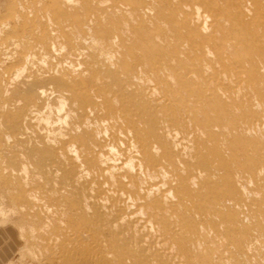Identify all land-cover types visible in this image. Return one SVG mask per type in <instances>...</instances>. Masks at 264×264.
<instances>
[{"label": "bare ground", "instance_id": "obj_1", "mask_svg": "<svg viewBox=\"0 0 264 264\" xmlns=\"http://www.w3.org/2000/svg\"><path fill=\"white\" fill-rule=\"evenodd\" d=\"M123 1L134 3L135 7L132 8L130 7L131 4L128 5ZM123 1L120 0V2H117L116 0H112V4L110 5V2L107 1L109 6H107L106 9L112 12L115 17L121 12L128 13L132 18L129 30H127L128 28L124 29L126 26L116 27L115 29V26L111 23L106 25L99 21L100 18L94 15V13L86 14L87 12L91 13V11H93L92 9L97 5H102V7L106 5V2L103 0H84L82 3L87 5L84 10L78 6L79 2L77 5L73 4L75 2H70L73 4L72 6H75L74 8L71 6L72 12L70 16H72V19H83L84 28L83 26L82 28H86L85 30L89 33L91 40L90 44L84 47L80 46L82 42L78 43L79 41L74 42L72 40V51L69 50L68 53V56L72 58V64H70V60H68L70 64L69 69H72V73L57 75L58 70L57 73L54 74L56 75L55 77L52 75V77L48 78V74L47 76L41 74V71H43L42 69L40 73L39 71L37 72V75H41L37 77L36 81L33 80V82H30L31 80H28L27 82L30 83H25L23 87H19V89H16L18 83L16 87L12 82V80L17 79L16 77H20L18 74L19 72L17 73L18 76L16 75L15 78V75H13L12 80H10L12 83L10 87L14 86L16 89L14 91V101L15 103L17 102V104L21 103L22 100L25 101V103L28 101L25 105L28 111L26 117H31L33 115H39L41 117L46 114H43L45 111L47 112L49 110L52 112L55 107L52 108V106L50 107L48 104L46 105L48 109L41 112L43 108L38 106V100L35 101V97L40 99L46 96L49 98L50 95H53L58 102L56 103L57 106L55 109L58 110L56 112L60 111L62 115L65 110H61L63 107L66 108L64 105L66 100L72 103V109L69 115H67V113V116H64V120H66L68 116L70 117L72 115V119L70 118L72 124H69V129L65 127L67 130H61L60 126L58 127L60 128L59 130L51 131L55 125L50 129L48 123H50L49 121H51L52 118L50 120V114H46V119L43 117L41 118L45 120L44 122H47V126L49 125L50 130L47 132L45 130V134H42L41 131V135H29L28 132L31 134L32 129L31 131L26 130V132L23 130L21 133L7 132L6 135L4 134V139L2 138L3 136L0 137V139H3L0 140V142L3 141L1 142L3 148L0 150V165L3 167L4 173L8 167L9 161L12 160L9 159L11 155H6L7 153H5L10 148L11 142H16L20 145L21 142L22 144L24 143V149L29 150L30 153H27H29L31 158L32 156L35 159L36 157L39 158L38 164L48 165L47 167L54 172L57 170V167L66 166L69 162L72 163V172L70 176L65 179L67 181L66 187L75 186L77 178L84 174L85 180L83 185L87 191H80L82 196L81 200H84V202L87 198L93 200L94 208L99 210L101 223L105 222L103 223L105 226H112V228L115 227V229L117 226L118 228L120 227L119 233H115L114 231L116 235H111L104 241L107 240L111 246L113 243L119 244V242L122 241L123 243L121 244L124 245V249L144 250L146 251L145 258L149 261H157L156 264H174L182 260V255L180 256V252L174 244L173 239L179 235L182 225L188 219L193 217L195 220L199 219L210 222L216 230L217 226L214 222L216 219H214V217L216 218V215L219 214L220 216L224 215L223 209L227 204H230L233 208L237 209V211L244 209L242 208L244 207V203L241 198L243 194L242 189L244 188L243 182L246 181L245 183L247 185V181H250L244 179L245 175L249 174V176H254L257 182L256 184L258 185L264 182V79L262 78V73L258 74L253 71L263 65L264 61L261 60V62L258 63L255 59V55L251 59L250 57L252 55L247 60H240L235 53L238 47L236 43L232 45V43L228 41L229 39L220 35L221 30L224 29V19L217 14H206L207 16L202 12L200 14V2H195L194 0ZM69 2L67 3L66 1L67 4H70ZM103 2H105V4H102ZM204 2L206 1L204 0L203 3ZM87 3H89V5ZM143 3H145V5L141 6ZM80 9H82L81 11L83 13L80 12ZM164 11L172 14L171 20L174 22L170 29L173 33V39L169 38V40L167 37L168 34L171 35V33L167 32L168 34H166L159 31V34H155L154 31H148L145 25L140 22L143 15H149L151 17L150 23L154 25L155 21L161 19L162 14L165 16ZM129 15H127V17L130 18ZM47 17H49V15ZM34 25L36 24L34 23ZM71 25L74 26L73 24ZM161 26L164 27L163 25ZM51 27L52 25L44 28L43 31V38L47 43L52 40L55 42V39L60 38V36H58L60 33L57 30L59 34L55 33V30ZM37 30L39 29L37 28ZM72 30H74V28ZM65 31H67L66 28ZM109 33L112 34L110 38L108 37ZM119 34L123 38L120 39V42H116L118 41L117 39H119ZM126 35L127 38H125ZM26 39L29 38L26 37ZM162 39L163 43L160 42ZM60 40H62V37ZM22 44L20 43V45ZM161 44L165 45V48L164 46L161 47ZM127 45H129L128 48ZM155 48L157 50L165 49V51L156 54L154 53V50H156ZM63 49L65 50L62 46L61 50ZM120 49H122V51ZM53 51L55 53V49ZM165 52L170 53L167 55ZM118 53L119 57L115 59L113 56ZM131 55L134 58V62L127 63L126 58ZM26 57L27 56L24 58ZM64 58V61H66V55H64ZM78 58L82 59L81 65L83 68L82 70L79 68L78 71H80V73L75 76L73 74L75 72L73 68L75 69L76 60ZM28 59L29 58L25 60L27 61ZM27 63L29 62H26L25 65H27ZM66 63L68 62L66 61ZM57 65L58 68L63 69L61 63ZM77 67L76 70L78 69ZM25 68L26 67L23 66V69L21 68L22 70L20 71H24ZM51 68L52 66H50V69ZM249 68L252 75H250ZM261 71L262 70H260V72ZM34 73V71L33 73L31 72V75ZM24 80L27 79L25 78ZM34 86L38 87V93L35 92ZM47 86H50V95L48 94V89H46ZM6 89L4 92L8 97L7 94L9 90ZM50 99H52V97H50ZM17 104L15 105L17 106ZM7 106L8 105L5 107L7 108ZM12 107L13 105L11 108ZM13 109L11 110L13 111ZM26 117L24 119H26ZM34 118V121L38 122L36 117ZM14 120L18 121V118L7 121V124L11 126ZM59 120L61 119L59 118ZM64 120L62 122H64ZM31 121H33V118ZM41 121L42 120H40V122ZM21 123L23 124V122ZM39 124L38 122L36 126H39ZM12 146L14 147V143ZM16 146L19 145L16 144ZM22 148L23 147H21L20 150ZM23 155L25 154L23 153ZM11 158H20V155H13ZM28 158L26 159L28 160L27 162L31 163L32 159L30 160ZM26 160L24 159V161ZM234 164H238L240 167H235ZM22 166L24 165L22 164ZM243 167L247 169L246 173L239 171L240 168ZM34 169L33 172H35ZM12 170L15 171V169ZM21 171L26 173L27 170ZM37 171L36 169V172ZM53 171L49 173L53 174ZM221 171L227 172L228 174L220 175ZM60 172L61 171H59V173ZM46 175H48V173ZM62 175L63 174H61V176ZM46 182L47 181H45V185L47 184ZM31 187L33 188L34 186ZM256 187L258 186L256 185ZM51 188H53V186ZM243 190V192L246 191V189ZM38 193L35 195L38 196ZM30 194L32 195L33 193L30 192ZM255 198H257V196H255ZM247 199L245 198L244 200L247 201ZM60 200L72 210V216L74 217L77 212L75 213V209L73 210V205L78 201H72L69 198H61ZM105 200L107 204L102 202ZM258 200L261 201L260 198ZM39 204L40 203H38V205ZM45 205L49 206L47 203H45ZM88 205H90L89 202ZM30 206L33 208L32 205ZM254 206L253 208L256 207L255 210H257V206ZM79 207L80 206H78V208ZM45 208L46 210L49 209L48 207ZM81 210L83 211V208ZM48 211H50V209ZM57 211L58 209H56L55 212ZM87 212L90 213L89 211ZM246 213H244L245 216ZM257 213L259 214V212ZM254 214L256 215V213ZM254 214H252L253 218ZM262 214H264L263 211ZM256 218L258 217L256 216ZM256 220L257 219H255V221ZM245 221H247V219H245L244 222ZM227 223L229 224V222ZM217 224L220 223L218 222ZM228 224L226 226L227 231L230 230ZM218 227L220 226L218 225ZM196 228L198 229L199 226ZM207 229L208 228H206V230ZM219 229L220 228H218V231ZM184 230L183 234L186 233H184ZM124 231L130 232L131 235L136 232H143L147 237H143L139 240L133 238V241L129 243L127 239V243H125V240L118 235L122 234ZM220 231L222 232V230ZM198 232L201 233V231ZM215 234L216 233L208 234L209 236L206 242L216 245L220 250L216 249L214 245L212 247V244L210 247L206 248H215L216 255L220 257H218L220 259L219 261L226 264L228 262L225 260L229 259L226 258L228 246L221 244L222 242L217 239ZM73 237L74 236H72V238ZM132 237L134 236H131V239ZM100 238L102 237H99V239ZM223 239L224 238L221 237V240ZM190 241L193 243L191 239ZM252 242L250 243L251 249L254 247ZM199 243L200 242H197L198 245ZM221 245L227 247V254L223 253L224 249L222 251ZM226 245H228V243ZM223 246L222 248H224ZM178 248L181 249V252L185 251L182 244L179 245ZM203 249L204 248L201 247L200 251H203ZM209 249L208 251L211 252V249ZM254 249L256 250V248ZM248 250H250V248ZM195 251H197V248ZM208 251L207 253H209ZM214 251L215 250L211 252L213 255L215 253ZM262 251L259 252L263 253ZM205 252L201 253L202 257H207L208 254ZM252 252L254 254L256 251L253 250ZM123 253L128 252L124 251ZM196 253H198V251ZM221 253L223 255H221ZM118 256H120L119 253ZM243 256L240 257L244 258ZM215 257L217 256L214 255V258ZM183 259L189 258L187 256ZM127 261L128 260L122 256L118 264H127ZM241 261H243V259ZM213 262L214 260H212V263ZM181 264H183V262ZM241 264L244 263L242 262Z\"/></svg>", "mask_w": 264, "mask_h": 264}, {"label": "rangeland", "instance_id": "obj_2", "mask_svg": "<svg viewBox=\"0 0 264 264\" xmlns=\"http://www.w3.org/2000/svg\"><path fill=\"white\" fill-rule=\"evenodd\" d=\"M61 1H62V5H61ZM66 1L68 3L70 0L69 1L66 0ZM66 1L65 0H0V63H1L0 66H2V67H0V86H1L0 87V91H1L0 92V95H1L0 96V118H1L0 119L1 120V122H0L1 123V125H0V137L3 136L2 137L3 139H4L5 135L7 134V132H14V133L20 132L21 133L23 130L26 132V130L31 131V129H32L31 134H30V132H28V134L32 135V136H38V134L41 135V131H42V134H45V130H46V132L49 131L53 127V125H55L57 128L54 126L51 129V131L57 130V129L59 130L60 128H58V127H60V126H61V130H64V129L67 130V129H69L68 126L70 127L69 124L70 123L72 124V122H71L72 115L70 117L68 116L66 118L67 122H66V120H64L65 117L67 115H69L70 110L72 109V103L69 100H66L67 104H66V102L64 103L66 108L63 107V109L61 110V111L65 110L63 112V115L60 111H59L60 113L56 112V111H58L55 109L57 106L56 103H58V102L56 101V98L53 95H50V93H51L49 90L50 86H47L46 89H48V91H49L48 94L50 95V97H52V99H50L48 94L47 95L49 98H47V96H46V97H42L40 99H37V97H35L36 100L34 99L35 101L38 100V106L43 108L41 112L45 111V109L46 110L48 109L47 108L48 106H46L47 104L50 105V107L52 106V108L55 107L52 110V112H50L49 110L47 112L46 111L43 112V114H45V113L47 115L50 114V116H51L50 120L52 118V120L49 121L50 123H48L50 125V129H49V125L47 126V124H46L47 122H44L45 120L41 119L42 117L46 119V117H47L46 114L42 115L41 117L39 115L38 116L33 115L31 117L30 116L26 117V115L28 114V111L25 108V105H26V103H28V101H26V103H25V101L22 100L21 103H19V104H17V102L15 103V101H14V91L16 89H19V87H23V85L25 83L33 82V80L36 81L37 77H39V75H41V74H45V76H47V74H48L47 77L50 78V77H52V75L55 77L56 75H54V74L57 73L58 70L59 71H58L57 75L58 74H64V73L68 74L70 72L72 73V69H69V65L72 64V58H70L68 56L69 50L72 51V40L74 42L79 41L78 43L82 42V43H80L81 45L79 44L81 47L88 46L90 44L91 40H90L89 33L85 30L86 28L83 29L84 28L83 19H75V18L72 19V16H70V13L72 12L71 6L73 4L77 5V3L79 2L78 6H80V8H82L83 10L87 7V5H85V3H82L84 0L83 1L82 0H71L70 2H72V3L75 2L73 4H71L70 2H69L70 4H67ZM80 1H81V3H80ZM103 1L106 2V5H103V7H102V5L101 6L97 5L92 9L94 12L91 11V13L87 12L86 14L94 13V15H97V17L100 18L99 21H101L102 23H105L106 25L111 23L113 26H115V29H116V27H120V26L125 27L126 26L124 29L128 28L127 30H129V28H130L129 26L132 23L131 16L128 13L121 12V13L117 14L115 17V15L112 14V12H110L109 10L106 9L107 6L112 4V0H103ZM107 1L110 2L109 5H108ZM116 1L120 2V0H116ZM184 1H188V0H184ZM194 1L201 3L199 6L200 14H201V12L205 15L206 14L207 15L217 14L219 17L224 19V21H223L224 29L221 30L220 35H223L224 37L229 39L228 41H230L232 43V45H234L236 43V46H238V47L235 50V53L240 60H247L252 55L250 57V59H251L255 55V59L258 61V63L261 62V60L264 61V0L263 1L262 0H205L206 2H204V3H203L204 0L203 1L202 0H194ZM38 2H40L41 4ZM105 2H103L102 4H105ZM123 2H125V1H123ZM125 3H127L128 5L131 4L130 7H132V8L135 7L134 3H128V2H125ZM87 4L89 5V3H87ZM144 5H145V3H143L141 6H144ZM72 7L74 8L75 6H72ZM124 7H126V6H124ZM100 8H102V9H100ZM82 9H80V12H82L81 11ZM68 10H69V12H68ZM46 12H47V14L49 13L48 14L49 17H47L48 15L46 14ZM45 14H46V16H45ZM103 14H104V17H103ZM164 14H165V16L163 14L161 15L162 16L161 19H159L155 22L153 20L154 25L153 24L151 25V23H150L151 17L149 15H143L140 19V22H142L145 25V27L148 29V31H152V32L154 31L155 34L156 33L159 34V31L164 32L166 34H168L167 32L171 33V35L168 34V37H167V39L169 40V38L171 39L173 37V33L171 32L170 29H171V25H173L174 22L171 20V18H172L171 13L164 11ZM127 15H129L130 18L127 17ZM32 18L35 20H33ZM36 19H37L38 23H37ZM128 21H129V23H128ZM166 22L168 23L169 26L167 25ZM34 23L36 25H34ZM148 23H150V24H148ZM48 24L52 25L51 28H53L55 30V33H57V34L60 33L58 36H60V38L62 37V40H60V38H57V39H55V42L52 40V41H48V43L44 40L43 31H44V28L50 27V25H48ZM53 24H54V26H53ZM71 24H73L74 26H72ZM127 24H128V26H127ZM165 24L167 26V29H166ZM161 25H163L164 27H162ZM68 26H69V29H68ZM82 26H83V28H82ZM37 28L39 30H37ZM65 28L67 29V31H65ZM73 28H74V30H72ZM110 28H111V26H110ZM68 31H69V34H68ZM111 32H113V31H111ZM36 34L38 37L36 36ZM118 36H119V39H117L118 41H116V42H120V39L123 38L120 34ZM26 37L29 39H26ZM108 37L109 38L112 37V34L109 33ZM20 38L22 39V42H21ZM125 38H127V35ZM43 40H44V42H43ZM65 41H66V44H65ZM162 41H163V39L160 42H162ZM49 42L51 43V45ZM20 43L21 44L23 43L22 44L23 46L20 45ZM28 43H29V46H28ZM82 44H83V46H82ZM161 45H162L161 47L164 46V48H165V45H163V44H161ZM43 46H45V47H43ZM62 46H63V48H65L66 52L64 49L61 50ZM128 46L129 45H127V48H128ZM54 49H55V53L53 51ZM120 50L122 51V49H120ZM164 51H165V49H163V50H159V49L157 50L156 49V50H154V53L158 54V53H163ZM169 53L170 52H168L166 54L169 55ZM2 54L5 56L6 59L4 58V56ZM64 55H66V57H67L66 61L68 63H66V61H64L65 60ZM25 56H27V57L24 58ZM113 57L115 59L118 58L119 53L117 55L114 54ZM27 58H29V59L26 61L25 59H27ZM127 58H126L127 63L134 62V58L132 55L127 57ZM68 60H70V64H69ZM81 61H82L81 58H78L76 60V67L77 66H79V67H77L78 68L77 70H76V67H75V69L73 68V70H75V72L73 73L75 76H77L80 73V71H78L79 68L81 70L83 68L81 65ZM2 62H3V64H2ZM26 62H29V63H27V65H25ZM57 62L61 63L63 65V69L57 67L58 66ZM23 66H25L26 68L24 69V71H20L23 69ZM50 66H52L53 70H52V68L50 69ZM18 68H19V70H18ZM42 69H43V71H41ZM48 69L50 71L52 70L51 71L52 73ZM64 69H66V70H64ZM44 70H45V72H44ZM249 70H250V68H249ZM260 70H262L264 72V64L259 66L258 69L253 70V71L257 72L258 74L262 73L261 75H262V78L264 79V73L262 71L260 72ZM33 71L35 73L31 75V72L33 73ZM38 71H39V73L41 71V74L37 75ZM48 71L50 74L48 73ZM17 73L19 74L20 77H16ZM13 75H15L14 78L16 77L18 79V80L16 79L17 82H16V80H12ZM250 75H252L251 70H250ZM8 78H9V80H8ZM25 78L27 80H24ZM10 80H12V82L14 83L13 85L16 87H17V83H18V87L16 89L14 86L10 87L12 85ZM28 80H31V81L27 82ZM18 81H20L21 83ZM7 84L8 85L10 84L9 87ZM6 88L9 90V93L7 94L8 97L6 96V94L4 92V90ZM51 88H53V87H51ZM34 89H35L36 93L39 92L38 87L34 86ZM45 98H47V99H45ZM5 100H6V102H5ZM13 102H14V104H13ZM29 102H30V100H29ZM3 103H4V105H3ZM5 104L8 105L7 108L5 107L6 106ZM15 104H17V106ZM12 105H13V107L11 108ZM14 105H15V107H14ZM13 108H15V109H13ZM17 108H18V110H17ZM11 109H13V111ZM66 109H67V111H66ZM53 114H55V115H53ZM25 117L27 120L24 119ZM34 117H36V119L40 123L39 126H36V124L38 122L34 121L35 120ZM16 118H18V121L14 120V122L11 126L9 124H7V121H9L11 119H16ZM28 118H30V119H28ZM32 118H33V121H31ZM59 118L61 120H59ZM39 119L42 120L43 122L42 121L40 122ZM63 120H64V122H62ZM27 121H28V123H27ZM21 122H23V124ZM24 124H25V126H24ZM33 124H35V125H33ZM19 125H20V130H19ZM21 127H22V129H21ZM43 131H44V133H43ZM1 142H3V141H1ZM1 142H0V150L3 148V146H2L3 144ZM11 143L12 144L10 145V148L8 149V151L5 152V153H7L6 155H8V154L11 156L20 155V158L14 159V158H11V156H9V159H12V160L9 161V163L7 165L8 167L5 170V172L7 171L6 173L5 172L3 173L4 169L0 165V240H3L2 242L5 245H9V247L11 246L12 261L10 264H118L119 259L122 256L128 260L127 264H130V262H131V264H134V262H135V264H150V263L156 264L157 263V261L147 260L145 258L146 251H144V250H139V249L130 250L131 248L130 249H124L123 248L124 245L121 244V243H123L122 241L119 242V244L113 243L112 246L109 245L107 240L104 241L105 239H108L107 237L114 235L115 233H119L118 231H119L120 227L118 228V226H117L115 229L114 226H113L114 228H112V226H109V227L105 226V224H103L105 222L101 223L102 221L100 220L101 216L99 214L100 213L99 210L97 208H94L93 200H91L89 198H87L85 202H84V200L83 201L81 200L82 196H81L80 191H85V192L87 191L83 185V182L85 180L84 174L80 175L77 178V182H76L75 186H72V187L67 186L66 187L67 181L65 179H66V177L70 176V174L72 172V167H73L72 163L69 162L66 166L63 165L64 168H63V166L57 167L56 168L57 170L55 171L56 172L55 173L52 169L47 167L48 165L45 166L43 164H38L39 158L36 157V159H35L33 156L31 158V156L29 155V153H30L29 150L24 149V145H23L24 143L22 144V142H21V145L16 143V142H11ZM13 143H14V147L12 146ZM16 144L19 146H16ZM17 147H20V148L23 147V148L20 150V148H17ZM27 152H29V153H27ZM20 153H22V154H20ZM23 153L25 155H23ZM3 155H5V154H3ZM23 156H24V158H23ZM27 158L30 160L32 159L33 162H32V160H31V163L27 162L28 161V160H26ZM24 159L26 161H24ZM37 159H38V161H37ZM23 161L26 163H24ZM22 164L24 166H22ZM234 166L240 167V165H238V164H234ZM24 167H25V169H24ZM32 168L33 169L36 168L40 173L38 171L36 172V169H34L35 172H33ZM46 168L49 169L50 171L47 170ZM12 169H15V171ZM19 170H20V172H19ZM21 170H27V171H26V173L25 172L23 173V171H21ZM52 171H53V174H50V173H52ZM59 171H61V172L59 173ZM239 171L246 173L247 169H245L243 167V168H240ZM46 172L48 173V175H46L47 174ZM38 173H39V175H38ZM61 174H63V175L61 176ZM226 174H228V173L222 172V171L220 172V175H226ZM21 175H23V176H21ZM33 175H34V177H33ZM12 176H14V177H12ZM248 176H249V174H246L245 178H244L245 180H247V179L250 180V181H247V185L245 183L246 181L243 179L245 181V182H243L244 183L243 189H246V191L243 192L244 190L242 189V193L244 195L242 194L241 198L243 200L242 202L244 203V207H242V208H244V209L240 210L241 212L239 210L237 211V209L233 208L230 204H229L230 206L227 204L226 207L224 208L225 210L223 209L224 215L220 216V214H219V215H216V218L214 217V219H216V220H214V222L217 226L216 230H215V227H213L212 223L207 222V221H202L199 219L195 220V218H193V217L191 219H188L182 225V229L179 232V235L174 237L173 240H174V244L176 245L177 249L180 252L179 253L180 256L181 255L185 256V257L188 256L189 259H183L185 257L181 256L183 261L180 260L181 262L179 261L178 263H174V264H181L182 262H183V264H185V263L186 264H192V263L193 264H214V263L224 264V262L219 261L220 257L218 255H216V249H218L217 246L212 244V243L208 244L209 242H206L207 237L209 236L208 234H210V233L211 234L216 233L215 236L217 237V239H219L222 242L221 244L228 246V252H227L228 254L226 253L227 247H225L223 245L220 246L222 251H223V249L225 251V252L223 251V253L227 254V256L226 255H224V256H226V258H229V259L225 260L228 262V263L225 262L226 264H234V263L235 264H241L242 262L244 264H247L248 262L251 264H264V262H263L264 261V214H262V211L264 212V208H262V207H264V205H263L264 204V201H263V199H264V197H263L264 196V182L259 183V185H258V184H256L257 182L255 181L254 176L253 177L252 176L248 177ZM21 177H23V178H21ZM32 177L35 178L36 181ZM60 178H61V180H60ZM45 181H47L46 185H45ZM52 181H53V183H52ZM248 182H249V184L252 183L255 188L253 187L252 184L249 185ZM54 183H55V185H54ZM51 185L53 186V188H51L52 187ZM256 185L258 187H256ZM31 186H34L33 187L34 189ZM47 186H48V188H47ZM58 186H60V187H58ZM247 186H248V188H247ZM259 186H260V188H259ZM251 189H253V190H251ZM31 190H33L34 192L36 191V192L34 193ZM262 190H263V192H262ZM60 191L62 193L64 192L63 194H65V195H63ZM30 192H32L33 194L31 195ZM36 193H38L39 195L38 196L35 195ZM53 193H54V196H53ZM59 193L62 194L61 197H60L61 194H59ZM260 193H262V194H260ZM57 196H58V198H57ZM255 196H257V198H255ZM244 197L246 199L248 198L247 201L244 200L245 199ZM61 198H63V199L69 198L72 201H78L75 205H73V210L75 209V213L77 212V214H75L74 217L72 216V210H70L65 203L61 202V200H60ZM251 198L253 201L251 200ZM259 198L261 199V201L258 200ZM28 199H30V200H28ZM53 199H54V202H53ZM50 202H52V203H50ZM58 202H59V204H58ZM88 202L90 203V205H88ZM102 202L103 203L105 202L104 204H107L106 200L102 201ZM245 202H246V204H245ZM250 202H252V203H250ZM38 203H40V204L38 205ZM45 203H47V205H49V206H46ZM80 203H82V204H80ZM29 204L32 205L33 208H31V206ZM86 204L88 205V207ZM251 204H252V206H251ZM261 204H262V206H261ZM56 205H57V207H56ZM254 205L257 206V210H255L256 207ZM35 206H36V208H35ZM37 206H39V207H37ZM44 206L48 207L50 209V211H48L49 209L46 210V208ZM78 206H80L79 207L80 212H79ZM253 206L255 208H253ZM86 207H87V209H86ZM30 208H31V210H30ZM77 208H78V210H77ZM82 208H83V211L81 210ZM260 208H261V211H260ZM56 209H58L57 212H55ZM86 210L89 211L90 213H88ZM247 210H250V211H247ZM54 212H55V214H54ZM83 212H85L86 215ZM91 212H93V213H91ZM257 212H259V214ZM39 213H40V215H39ZM244 213H246V216L244 215ZM254 213H256V215ZM252 214H254V218H253ZM242 215H243V217H242ZM256 216L258 218H260V216H261V218L258 219V218H256ZM245 219H247V221L244 222ZM253 219H254V221H253ZM255 219H257L256 220L257 222L255 221ZM217 221L221 225L217 224L218 223ZM80 222H81V224H80ZM82 222H83V224H82ZM227 222H229V224ZM249 222H251V223H249ZM226 223L230 226L229 231H227V228H226L227 224ZM206 224H208V225H206ZM235 224H237V225H235ZM239 224H240V226H239ZM89 225H90V228H89ZM218 225L220 227H218ZM197 226H199L198 229L196 228ZM200 226H202V227H200ZM205 227L208 228L207 229L208 231L206 230ZM200 228L201 229L203 228V229L201 230ZM218 228H220L219 231H218ZM255 228H256V230H255ZM111 229H112V231H111ZM183 230H184V233L186 232L185 234H183ZM197 230L201 231V233L198 232ZM220 230H222V232ZM114 231H115V233H114ZM129 233L130 232L124 231L122 233L123 235L122 234H118V235H120L121 238L125 240V243H127V242L129 243V242L133 241V238H136V240H139L143 237H147L144 235L143 232H140V233L136 232L135 234H132V235H131V233L130 234ZM237 233H238V236H237ZM136 235H138V236H136ZM219 235L221 237H223L224 239L221 240V237ZM72 236H74V237L72 238ZM131 236H134V237H132V239H131ZM249 236H250V239H249ZM99 237H102V238L99 239ZM196 237H197V239H196ZM190 239L193 241V243L190 241ZM126 240H127V242H126ZM195 240H197V241H195ZM198 240H200V241H198ZM248 240H251V241H248ZM100 242H102V243H100ZM197 242H200L199 245L197 244ZM225 242H226V244L228 243V245H226ZM251 242H252V245L254 246L252 249L254 251H256V252H254V254L252 252L253 250L251 249V244H250ZM242 243H243V245H242ZM181 244L184 246L183 249L185 251H183V252H181V249L178 248L179 245H181ZM188 244H190L191 246ZM185 245H187V246H185ZM194 245H195V247H194ZM210 245L212 247L214 245L216 248V249L210 248L211 252H213V250H215L214 255L217 256L215 258H214V255L210 251H208L209 248H206V247H210ZM200 246L202 248H204L205 250L203 249V251H200V248H201ZM222 246L224 248H222ZM107 247H109V248H107ZM231 247L233 248V250ZM258 247H260V248H258ZM196 248H197L198 253H196L197 251H195ZM245 248H246V250H245ZM247 248L248 249L250 248V250H248ZM254 248H256V250ZM257 248H258V250H257ZM259 249H261V250H259ZM206 250L209 253H207ZM218 250H220V249H218ZM124 251H126L128 253H123ZM243 251H244V253H243ZM247 251L248 252L250 251V252L248 253ZM259 251L260 252L262 251L263 253H260ZM187 252H189V253H187ZM204 252L208 254L207 257L201 256L202 255L201 253H204ZM118 253L120 256H118ZM184 253H185V255H184ZM217 253H218V251H217ZM242 253L244 254V256ZM186 254H187V256H186ZM221 255H223V254L221 253ZM208 256H209V258H208ZM224 256H223V258L225 259ZM240 256L241 257L243 256L244 258H241ZM252 257L254 258V260ZM211 258H213V259H211ZM259 258H260V260H259ZM242 259H243V261H241ZM129 260H131V261H129ZM212 260H214L213 263H212ZM244 260H247L248 262L244 261Z\"/></svg>", "mask_w": 264, "mask_h": 264}, {"label": "crops", "instance_id": "obj_3", "mask_svg": "<svg viewBox=\"0 0 264 264\" xmlns=\"http://www.w3.org/2000/svg\"><path fill=\"white\" fill-rule=\"evenodd\" d=\"M3 240H0V264H10L12 261L11 246L5 245Z\"/></svg>", "mask_w": 264, "mask_h": 264}]
</instances>
